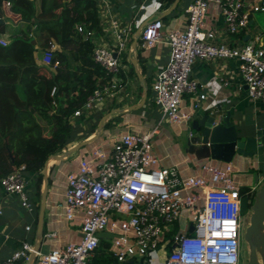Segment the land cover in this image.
Listing matches in <instances>:
<instances>
[{
    "label": "built area",
    "instance_id": "obj_1",
    "mask_svg": "<svg viewBox=\"0 0 264 264\" xmlns=\"http://www.w3.org/2000/svg\"><path fill=\"white\" fill-rule=\"evenodd\" d=\"M109 6V0H99L103 27L107 23L104 35L97 36L84 25L76 27L77 33L94 42L93 60L111 81L88 98L72 121L91 112L118 88L116 78L123 70L120 56L127 51L135 29L114 15L107 16ZM5 7L10 10L12 2H5ZM212 7L221 11L222 30L207 27ZM260 13H264V0H193L184 10L179 28L166 31L159 18L144 27L139 39L142 51L152 50L163 40L171 51L167 66L152 84L153 101L161 113L158 127L191 120L190 115H182L186 96L197 102L207 98L206 85L193 78L198 61H234L250 97L264 104V31L254 27V15ZM10 43L0 32V46ZM56 50L52 44L43 52L44 66H52ZM56 93L54 88L52 96ZM158 127L149 134L127 132L108 153L97 149L83 157L78 171L68 178L62 205L69 222H80L81 240L48 253L39 250L34 264H89L100 246L99 234L105 232L113 235L109 252L118 264H241L247 227L240 187L235 185L230 166L204 164L193 176L163 166L154 147ZM28 181L26 167L21 166L4 177L0 186L33 212ZM176 222L178 233L174 232ZM163 248L169 249L164 260L159 253ZM34 251L25 242L0 264H27Z\"/></svg>",
    "mask_w": 264,
    "mask_h": 264
},
{
    "label": "crops",
    "instance_id": "obj_2",
    "mask_svg": "<svg viewBox=\"0 0 264 264\" xmlns=\"http://www.w3.org/2000/svg\"><path fill=\"white\" fill-rule=\"evenodd\" d=\"M96 1L98 5L99 0ZM192 1L184 0L183 6L186 8ZM109 2L110 6L107 16L110 14L114 15L113 17L118 19L120 23L131 24L132 26H136L139 23L142 24L151 16L159 17L160 13L166 12L171 8L164 0H109ZM210 14L207 27L214 26L222 30L224 22L220 9L212 7ZM173 15L174 12L164 22L166 31L179 28L184 23V13L178 18ZM32 21L34 22V20ZM33 22L25 25L12 24V28L15 31L21 29L20 32L30 29L32 36L35 37L37 42L36 62L38 65H43L41 59L44 50L42 48L44 39L35 34L36 29ZM29 24L31 26H28ZM6 25L8 26V23ZM104 27L105 29L107 28V23L104 24ZM254 27H256V24ZM12 28L10 27V29ZM132 38L134 40V37ZM133 40L127 51L122 54L124 57L121 58L122 55L120 56L119 61L123 66V70L119 78H116L118 88L113 91L112 96H108L98 104H95L91 112H87L82 116L84 119L79 121L82 128L79 133L81 140L77 141L73 147L95 136L100 122L109 113L115 112L108 119L109 128L105 129L99 139L78 151L70 159L66 161L52 160L50 162L49 176L51 185H49L45 209L43 242L39 249L43 253H48L54 249H63L81 240L80 222H69L65 217L62 205L65 203L68 178L71 174L78 171L83 157L97 149L108 153L113 143L122 134L127 132L149 134L158 127L160 114L153 101L152 87L149 90L148 82L150 81L152 86L161 70L167 66L171 51L166 40H163L149 51H142L140 46H138L139 56L136 63ZM53 44L56 49H61L55 40H53ZM193 69V78L200 84L206 85L204 93L207 98L202 102H197V100L190 99L189 96L185 97L182 104V115H190L191 120L183 119L180 123H166V125L159 126L156 135L159 141L157 143L154 141L156 154L158 155L156 144L160 143L165 151L163 159L158 155L161 164L165 167L177 168L184 176L198 174L200 167L204 164H212L217 167L230 166L235 185L240 188L251 189L252 193L255 188L264 184V146L263 150L253 158H245L236 154L233 160L228 163L212 158L199 159L195 154H192L188 146V142L195 136L192 127L189 138L185 139L184 144L176 143L175 139L183 136V133L189 128L188 125L190 123L193 124L194 118H199L204 114H216L221 119L226 117L228 112L231 114V122H234L238 127H245L244 133L253 136L257 130L264 128V104L250 97L247 86L240 78L238 64L234 61L222 59L198 61ZM33 74L35 73L30 70L26 73L28 77ZM139 74H141L142 78H140ZM145 87L148 88V94L144 105L132 112H123L142 103L145 98ZM220 108L221 111L219 110ZM76 123L78 121L76 122L75 120L74 124ZM95 126L97 127L96 131L91 135V129L93 130ZM162 126H168L169 128H161ZM86 137L88 138L86 139ZM164 160L166 161L165 163ZM36 181L35 176H30L27 186L28 195L34 205L33 212L22 206L19 197L7 195L0 186V205L3 209V215L0 216V261L21 250L25 242L30 243L34 249L38 243L37 229L40 212L38 206L41 205V200L38 195L39 191ZM30 182H32V185H30ZM27 227H30L31 230L28 231ZM50 235H54V237L50 239L48 237ZM100 238L101 240L112 239L109 235H103Z\"/></svg>",
    "mask_w": 264,
    "mask_h": 264
},
{
    "label": "trees",
    "instance_id": "obj_3",
    "mask_svg": "<svg viewBox=\"0 0 264 264\" xmlns=\"http://www.w3.org/2000/svg\"><path fill=\"white\" fill-rule=\"evenodd\" d=\"M8 1L13 4L10 10L5 7ZM35 1L0 0V32L6 35V12L23 16L25 23L34 20L35 34L43 37L44 50L51 47L53 40L60 45L52 61V66H58L53 70L52 66L37 64V42L30 29L12 36L9 46H0V181L25 166L28 178L36 177L41 200L47 161L81 140L79 121L84 117L73 124L74 114L96 90L111 81V76L95 64L94 42L76 30L78 25H84L97 36L104 35L96 0H40V10ZM164 1L170 6L175 2ZM182 2L174 17L183 15ZM1 20L5 23L1 24ZM29 70L35 74L28 77ZM54 88L57 93L53 97ZM109 126L107 123L105 129ZM96 128L91 129V135ZM240 193L243 200L252 194L248 188H240ZM247 208L243 203L244 212ZM109 249L110 244L100 243L89 264H118Z\"/></svg>",
    "mask_w": 264,
    "mask_h": 264
},
{
    "label": "water",
    "instance_id": "obj_4",
    "mask_svg": "<svg viewBox=\"0 0 264 264\" xmlns=\"http://www.w3.org/2000/svg\"><path fill=\"white\" fill-rule=\"evenodd\" d=\"M181 0H175L174 4L166 12L160 13V16H151L147 18L142 24L139 25L135 32L133 40V51L135 53V61L139 56V39L142 30L147 24L154 19L164 20L170 16L179 7ZM5 21L1 20V24ZM135 63V62H133ZM140 78L141 74H139ZM148 88L145 87V98L140 105L133 106L123 112H132L141 108L147 98ZM221 111V108L219 109ZM115 113V112H114ZM113 112L109 113L98 125L95 136L89 138L73 147L63 155H56L51 157L44 168V184L41 194V205L38 220L37 238L38 243L35 251L31 254L27 264H34L36 252L39 251L40 245L43 242V224L45 218V209L47 205V195L49 190V165L52 160L66 161L78 151L87 147L88 145L99 139L105 131V125L108 119L114 115ZM193 130L196 132L195 136L188 142L190 151L195 154L199 159H214L230 163L236 154L244 156L245 158H253L264 146V128L257 130L255 135L245 134L246 128L237 126L231 122V114L228 112L226 117L219 118L216 114H204L201 117L194 118L192 124ZM252 215L249 226L246 228L244 235V242L249 248V262L248 264H264V184H262L258 191H256L255 202L251 208ZM194 229L191 228L190 232L193 233ZM109 235L110 233H101L99 237Z\"/></svg>",
    "mask_w": 264,
    "mask_h": 264
},
{
    "label": "rangeland",
    "instance_id": "obj_5",
    "mask_svg": "<svg viewBox=\"0 0 264 264\" xmlns=\"http://www.w3.org/2000/svg\"><path fill=\"white\" fill-rule=\"evenodd\" d=\"M183 3H184V0H183L182 4ZM36 7H37V10H40V0H36ZM6 19H7L6 23H8V26H7L8 28H7L6 36L8 38H11L15 34L18 35L19 32H20V30H21L20 29V30L15 31V29L12 28V24L13 25H16V24L17 25H19V24L20 25H22V24L25 25L26 24L25 22L22 21L25 18L23 16L22 17L19 16L16 12H13V11L6 12ZM254 19H255V22H256V27H258L259 29H261L262 31H264V13H260V14L254 15ZM10 27L13 29V31H12V29H10ZM133 28L136 30L137 26L133 25ZM110 43L113 45L115 43V40L114 39L111 40ZM44 51L45 50H43V52ZM123 57H124V55L121 56V58H123ZM148 86H149V90H150L151 87H152L150 81L148 82ZM133 88H134V86H133ZM159 114H160V117H161L160 111H159ZM73 122L74 121H72V123ZM164 125H166V124H164ZM163 127L165 129H168L169 128L168 126H166V127L165 126H162L161 128H163ZM188 127H189V128H187L188 130L183 133V136H181L180 138H176L175 139V142L176 143L180 142V144H184L185 139L189 138V134L192 131V128H191L192 127V123H190L188 125ZM193 133H194V135L196 134V132H194V131H193ZM154 141H156V143H157L159 141V138L156 137ZM172 146H174V145H172ZM156 150L158 152L159 157L163 159L164 158V154H165L164 152L165 151L163 150V147H162V145L160 143L159 144H156ZM165 162L166 161L164 160V163ZM30 183H31L30 185H32V182H30ZM258 188H255L254 191L252 192V194L249 195V196H247V198L245 200H243L244 205L248 207L246 209V211L245 212L243 211V213H242V215H243V222H244V225L246 227H248L249 224H250L251 215H252L251 208H252V206H253V204L255 202L256 191H258ZM121 218L122 219H128V217H121ZM174 228H175L174 229V232L175 233L180 232V225L177 224V222H176ZM101 243H103V244H110V245L112 244L111 243V240H106V239H102L101 240ZM159 253L161 254L160 256H163V260H164L168 256L169 249L163 248ZM241 254H242L241 264H248V262H249V248H248V246H247V244L245 242L242 245V253ZM157 261L158 260H156L154 262H157Z\"/></svg>",
    "mask_w": 264,
    "mask_h": 264
}]
</instances>
